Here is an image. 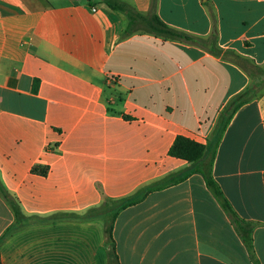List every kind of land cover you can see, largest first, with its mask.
<instances>
[{
  "label": "crops",
  "instance_id": "crops-1",
  "mask_svg": "<svg viewBox=\"0 0 264 264\" xmlns=\"http://www.w3.org/2000/svg\"><path fill=\"white\" fill-rule=\"evenodd\" d=\"M117 1L264 65V0ZM127 23L102 0H0V184L30 217L0 243L1 264H252L197 173L119 210L110 242L106 210L88 214L183 177L174 138L206 143L250 81L207 49ZM263 173L264 89L233 114L211 167L234 211L257 223L259 264ZM14 223L0 192V236Z\"/></svg>",
  "mask_w": 264,
  "mask_h": 264
},
{
  "label": "trees",
  "instance_id": "trees-1",
  "mask_svg": "<svg viewBox=\"0 0 264 264\" xmlns=\"http://www.w3.org/2000/svg\"><path fill=\"white\" fill-rule=\"evenodd\" d=\"M107 6L112 9L122 11L126 14L128 18V23L126 27L127 32H132L138 29H143L154 35L163 37L165 39L179 40L188 42L194 45H197L201 48L207 49L209 52L219 55L224 59H227L240 68H242L247 75L249 76V84L235 93L229 100L223 105L217 120L214 126L213 131L211 132L210 138L206 143H200L194 141L186 136L177 135L174 138L172 145L168 150V154L172 157L182 159L190 164L187 172L183 177H174V176H165L162 179L145 185L139 188L134 194L123 198L121 200H109L114 203V208L110 212L109 222L105 229L107 234V241L110 242V231L112 227V222L117 214V212L127 206L135 204L141 200L147 193L153 190H159L161 188L167 187L171 184H174L181 179H184L192 173L200 174L204 180L206 187L212 193L214 198L217 200L221 208L226 213L229 218L231 225L235 229L237 235L244 244L249 260L252 264H259V261L255 257V253L252 246V237L251 233L257 223L245 220L234 211L231 204L224 196L219 184L215 181L211 174V167L215 156V151L217 145L222 137L224 130L226 129L230 119L233 114L246 102L250 101L254 97L258 96L260 92L264 89V65L258 66L251 60L241 57L232 50H223L218 48L214 42L212 36L209 37H199L193 36L191 34L179 31L177 29L171 28L165 24L155 13H150L148 15H143L132 8L127 4L117 1V0H102ZM36 169V168H35ZM41 173H44L41 171ZM263 183H264V173H263ZM0 192L4 199L10 205L14 216L15 223L9 227L1 236L0 243L2 240L16 227H20L30 221V217H27L21 213L16 202L5 192L3 187L0 184ZM109 211H106L108 215ZM58 217L62 218H75L72 214H59ZM113 254V251L111 252ZM111 264L116 263V256L112 255ZM1 264V260H0Z\"/></svg>",
  "mask_w": 264,
  "mask_h": 264
},
{
  "label": "rangeland",
  "instance_id": "rangeland-1",
  "mask_svg": "<svg viewBox=\"0 0 264 264\" xmlns=\"http://www.w3.org/2000/svg\"><path fill=\"white\" fill-rule=\"evenodd\" d=\"M114 206L115 205H114V203L112 201L107 200L101 206H99L98 208L92 209L90 212H88V214L89 215H91V214L93 215L94 213H100V212L103 213V211H105V210L109 211L108 215L105 216V218H106L105 221L108 224L109 218H110V215H111L110 212L112 211V208H114Z\"/></svg>",
  "mask_w": 264,
  "mask_h": 264
},
{
  "label": "built area",
  "instance_id": "built-area-1",
  "mask_svg": "<svg viewBox=\"0 0 264 264\" xmlns=\"http://www.w3.org/2000/svg\"><path fill=\"white\" fill-rule=\"evenodd\" d=\"M92 10H94V8H92Z\"/></svg>",
  "mask_w": 264,
  "mask_h": 264
}]
</instances>
